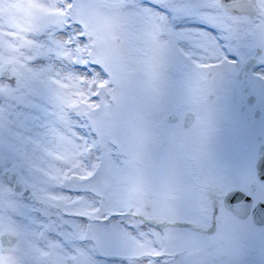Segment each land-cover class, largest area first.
Listing matches in <instances>:
<instances>
[{
  "label": "rangeland",
  "instance_id": "374dc122",
  "mask_svg": "<svg viewBox=\"0 0 264 264\" xmlns=\"http://www.w3.org/2000/svg\"><path fill=\"white\" fill-rule=\"evenodd\" d=\"M146 1L154 5L164 3V0ZM18 2L23 5L24 12H29L31 28L40 37L48 31L65 28L67 14L61 10L54 11L32 0ZM89 2L93 6L92 12L74 9L69 13L73 20L84 26L88 46L76 43L82 47L77 49L75 58L73 51L68 53L66 61L74 60L78 67L91 72H98L92 64L103 66L110 79L104 81L106 74L99 72L102 79L92 86V90L100 92L101 107L108 110L97 116L91 108H73L66 98L60 99L59 93L52 91L51 83L31 82L25 71L19 68L16 71L21 76L20 82L33 92L34 107L40 109L43 117L49 116V122L67 126L70 115L78 119V126L86 124L83 133L88 135L91 132L92 140L95 125L103 127L109 139H116L121 145L116 161L126 163L120 165L110 160L107 165V171L113 174L115 195L105 205L106 209L136 208L138 214L158 222L190 219L200 231L180 227L156 234L153 229L159 230L158 226L145 223L144 226L152 232H141L137 238L131 236L132 232H122L124 243L119 246L102 243L96 224L87 223L83 216H91L93 221L96 219L92 211L94 203L85 192H102V184L107 182L90 181L80 168L74 167L67 172L71 178L69 184L83 193L77 199L76 207L65 203L69 197L62 198L55 206L56 216L48 218L50 224L43 222L47 219L40 218L43 226L46 225L43 234L34 232L32 222L23 230L18 247L0 248V264H135L137 261L156 264L157 250L164 253L163 264H239L242 259H235L234 253H229L233 249L230 244L236 242V249L240 251L241 243L249 235L259 237L264 230L249 220L237 218L223 204L218 235L209 237L204 230L210 223L214 203L222 201V195L237 184L234 177L242 176L248 167L254 171L258 149L260 145L264 146V119L252 122V113L259 109L264 116V85L255 80L256 76L250 69H245L244 63L232 66L224 62L215 69L193 68L188 59L178 55L174 43H159L161 37L170 41L175 38L166 21L163 22L165 27H159L161 33L157 37L141 31L146 25L144 21L152 20V17L147 9L142 10V14L128 12L127 6L133 4L132 1ZM213 10L219 13V22L224 23L222 35L228 50L234 56L242 54L245 62L255 59L261 64L264 56L257 55V51L264 49V30L249 28V25L246 28L243 20L237 22L238 17L225 8L219 11L208 9V20L217 16ZM263 19L264 14L250 25H258ZM73 29L79 32L75 26ZM85 61H88L87 65ZM139 78V85L144 87H136L133 92L128 90V86H134L132 82ZM170 79L185 82L159 87L161 82ZM99 83L108 86L98 89L96 85ZM133 94L137 95L139 102L130 107L129 99ZM250 96H255L256 101L247 105L251 110V121L249 119L250 122L246 123L240 107L246 105L245 100ZM186 111L196 114L190 127L182 125ZM171 114L177 115L178 120L170 122ZM7 119L5 112L0 114V150L21 157L19 166L24 175L28 170L38 175L52 169L55 186L59 188L61 185L64 189L65 183H60L56 169L59 165H68L67 156L60 159L52 151L28 143L21 131ZM95 157V151L88 153V161L92 162ZM230 169H233L231 175ZM213 175L216 176L211 178ZM195 177H199V181ZM109 223L125 227L136 224L139 228L137 219L127 216L114 217ZM51 234L57 236L59 244L47 245L46 238ZM151 237L154 239H147ZM156 243L163 246L156 248ZM136 256L141 258H134Z\"/></svg>",
  "mask_w": 264,
  "mask_h": 264
},
{
  "label": "bare ground",
  "instance_id": "6f19581e",
  "mask_svg": "<svg viewBox=\"0 0 264 264\" xmlns=\"http://www.w3.org/2000/svg\"><path fill=\"white\" fill-rule=\"evenodd\" d=\"M32 1L54 11L61 10L60 6L64 3V0ZM115 1L116 3H121L124 0ZM128 1H132L136 6L140 3V0ZM142 3L146 8L159 6L146 0H142ZM213 12L217 16L213 17V19H207L208 23L191 17L172 19L173 27L177 31L201 33L199 34L200 48H193L186 42H181V47L190 54L192 60H200L201 62L216 61L217 57L224 55L221 51V45L216 43V39H220L222 43L223 39L225 40L222 35L223 29L225 28L224 23L219 22V13L215 10ZM149 15L152 17V20L144 21L146 25L143 26L141 31H144L145 34L147 33L152 37H157L161 33V30L157 25L158 20L156 14L149 12ZM29 18V12H24L23 5L19 4L18 0H0V63L3 62L0 69L6 64L13 69L15 74L12 84L5 77L0 76V114L4 112L7 114V120L17 130L21 131V134L26 138L28 143L45 150H50L60 159L65 158V155L67 156V163L70 166H57L56 172L59 179L74 167L80 168L86 177L87 172L92 170V166L97 164L96 159L90 162L87 158L89 153L88 149L92 143V133L90 132L88 135L83 133L86 124L78 126V119L68 114L67 126H63L60 122H49L51 121L50 117H43L39 113L40 109L38 110L34 107L33 92L27 90L21 84V76L16 70L19 68L23 69L26 77L31 82L51 83L52 91L59 93L60 99L61 97L66 98L69 103L77 99L76 93L83 92L90 96L93 92L92 86L102 78L99 72H91L78 67L73 62L66 61V56L73 49L71 46L72 39L78 34L76 29L72 28L71 32H68L67 35L61 32L55 33L51 31L44 37H40L35 30H32V22L29 21ZM209 23L221 29V31ZM166 25L171 29V24L168 21H166ZM252 26L259 31L264 30V24H252ZM168 42H172L175 45V38H172V41L166 37L159 39L161 45H167ZM84 46H88V44H84ZM79 47L82 46L78 45ZM225 49L227 55L230 57L234 56V53L228 50L226 43ZM255 61L254 59V65L250 68L251 73L254 76L264 74V64L258 63L259 61H256V63ZM233 72L235 73V71ZM81 78H85L83 83H81ZM184 82L178 79H170L161 82L159 87L177 86ZM132 84L134 86H128V90L132 92L136 87H144V85H139L141 84V78L136 79ZM39 105L42 104L39 103ZM81 196L82 194L78 193L76 198L79 199ZM87 197L95 205L96 198L91 193L87 194ZM143 228L144 233L152 232L147 226ZM44 229L41 220L34 223L33 230L36 234H43ZM130 230L133 231L131 236L137 238L135 230ZM46 239L48 240L47 245L59 244L56 235L51 234ZM147 239H152V237ZM156 245V248L163 246L162 243H156ZM146 263L147 261H137L135 264Z\"/></svg>",
  "mask_w": 264,
  "mask_h": 264
},
{
  "label": "snow or ice",
  "instance_id": "6c2138e0",
  "mask_svg": "<svg viewBox=\"0 0 264 264\" xmlns=\"http://www.w3.org/2000/svg\"><path fill=\"white\" fill-rule=\"evenodd\" d=\"M234 0H164V3L160 2V5L153 8H146L142 0L138 6L134 3L127 6L128 12H136L137 14H142V10L147 9L149 12L156 14L158 20V27L161 29L165 27L164 21H168L171 24V32L175 36V48L178 49V55L188 59L195 69H215L218 68L219 65L223 62H226L229 65L237 66L241 63L246 64L244 61L242 54L236 53L235 56L230 57L226 54L225 49V40L223 39V43L220 39H216V43L221 45V51L224 53L222 57H217L216 61L209 62H201L200 60H192L190 54L181 47V42H186L193 48H200V37L201 33H193V32H183L177 31L176 28L173 27L172 19H180L183 17H191L195 19H199L206 23L207 19L210 16L208 9H216L217 11L231 5ZM259 4L262 10H264V0H259ZM61 11L66 15V26L64 29H61V33L67 35L68 32H71L73 26H75L79 32L77 34V39L80 44H87L88 37L84 34V26L80 24L78 21L72 19V13L74 9L80 10L83 12H92L93 6L89 2V0H64V3L60 6ZM211 24V23H209ZM213 25V24H211ZM214 26V25H213ZM217 28L216 26H214ZM219 29V28H217ZM221 31V29H219ZM71 43V41H69ZM257 55L264 56V49H259L257 51ZM262 64H264V60H260ZM88 64V61H85V65ZM93 67H96L98 72H103L106 74L107 78L104 81H108L110 79L108 72L103 68L102 65L92 64ZM211 75V73H208ZM85 78H81V83L84 82ZM259 83L264 85V74H260L255 77ZM107 83H99L96 85L98 89L106 88ZM77 99L72 100L71 106L73 108H81L87 107L93 109L97 116L101 115L102 112L108 110L107 108L101 107L100 101V92L94 91L90 96L86 95L83 92L76 93ZM138 97L136 94L130 96L129 106H135L138 103ZM110 107V106H109ZM92 131L94 132L95 138L92 140L91 145L89 146V152L95 151L96 153V161L97 164L92 166V170L87 172L86 179L90 181H106V184H102V192L90 191L93 197L96 198V203L92 209V211L96 214V219L93 221L91 216H83L87 223L92 224L95 223L98 231L100 233V240L104 244H109L112 246H119L124 243L122 240V232H133L129 231L130 228L136 229V233L139 234L143 232V226L145 223L149 225L158 226L159 230L153 229V232L156 234H164L169 228L176 230L180 229V227H188L191 231L199 232L200 229L196 227L194 223L190 219H182L175 221H155L149 219L147 216L138 214L136 208H131L129 210H125L121 207H111L105 208V205L109 204L111 200L114 198L115 191L112 187L113 184V174L112 172L107 171V165L110 160L116 161V157L120 154L118 150L121 145L116 143V139H109V137L105 134L104 128H97L95 125L92 127ZM84 139V138H83ZM85 140V139H84ZM86 141V140H85ZM120 165L126 163V161H116ZM258 180V178L256 177ZM261 186H264V182H260ZM255 190V186H253ZM235 192L233 195L232 193ZM230 194H228L224 200L218 201L214 203L212 207V214L210 218V223L208 227L204 230L209 237H216L220 231V217L224 209L222 208V204H226V200H228L229 196L231 199L228 202L234 203L239 199H247L248 197H254L252 193H245L244 197H241L240 190H234ZM255 198V197H254ZM260 201H264L261 199ZM251 202V201H249ZM261 208L264 209V203H261ZM145 211H150V209H145ZM117 216H127L129 218L137 219L139 223V228H137L136 224H129L125 227L122 224L109 223L114 217ZM107 225V226H105ZM264 230V229H261ZM92 244L95 246L96 241L93 240ZM101 257L103 253L100 254ZM164 253L160 250H157L154 260L156 264H163L162 257ZM100 257H97L99 259ZM128 259L127 257H125ZM139 259L141 257H134Z\"/></svg>",
  "mask_w": 264,
  "mask_h": 264
},
{
  "label": "flooded vegetation",
  "instance_id": "af4514ba",
  "mask_svg": "<svg viewBox=\"0 0 264 264\" xmlns=\"http://www.w3.org/2000/svg\"><path fill=\"white\" fill-rule=\"evenodd\" d=\"M258 3V0H257ZM259 5V3H258ZM260 7V5H259ZM261 8V7H260ZM264 14V10L261 9V15L257 18H251L249 15H236L238 17L237 22H241L243 20V25L247 28L252 27L250 22H254L260 19ZM240 20V21H239ZM260 24H264V19ZM253 97L252 101L249 102L250 98ZM246 105H242L240 107V111L245 115V121L248 123L251 115V110L249 111L247 105H253L256 101L255 96L247 97ZM187 112V111H186ZM186 112L184 114H186ZM193 112V111H192ZM195 113V112H194ZM262 111L259 109H255L252 113V122L260 120L262 117ZM177 116V115H176ZM178 117V116H177ZM184 118V115H183ZM182 118V121H183ZM196 118V114H195ZM251 121V119H250ZM249 121V122H250ZM263 121V120H262ZM260 140V137H258ZM258 149V153L261 150V147ZM258 155L257 159L259 158ZM8 161V164L6 162ZM249 161V160H248ZM21 162V157L17 156L15 153H3L0 150V248L1 249H15L18 247L20 243L21 236L24 233V229L28 228L32 222H36L40 220V218H45L47 220L45 224H50L48 218L52 219L56 216L57 210L55 206L61 203L62 198L69 197V201H66L67 205L75 208L78 204L76 195L79 193L76 186L70 185V175L66 173L62 178L59 179L65 183L64 189H61V185L59 188L55 186V181L52 179L54 175L52 174L53 170L49 169L48 174H52L48 176L47 173L36 175L31 170L25 172V175L22 173L21 167L19 166ZM245 162V160H244ZM233 169H230V174ZM214 173V172H213ZM57 175V173H56ZM216 175L211 176L214 177ZM200 178H203V175H199ZM199 177H195L194 179ZM257 173L255 169L254 163V171L248 167L245 170L242 176H235L234 181L237 182L235 186L230 189H239L243 193H252L254 197H249L252 200V209L257 205L261 199H264V186H261L258 182L261 181L259 178L256 179ZM194 180L192 181V184ZM199 183V182H197ZM255 186V190L253 189ZM229 189V190H230ZM60 190V191H59ZM227 190L226 193L229 191ZM244 193V194H245ZM83 195V193H81ZM85 194H89L85 192ZM225 194V193H224ZM223 194V195H224ZM222 195V200H223ZM224 205V204H223ZM230 212V211H229ZM232 213V212H231ZM233 214V213H232ZM236 216L235 214H233ZM237 217V216H236ZM238 218V217H237ZM240 219V218H239ZM241 220H249L251 221L257 228L264 229L263 226H257L253 220L252 215L247 219ZM44 228L46 227L43 226ZM6 234H12L16 236V241L12 246H2V243L9 245L10 239L2 240V237ZM232 236H230L231 239ZM229 253L233 254L235 259L240 257L242 259L239 264H264V234L255 237L249 235L247 240L243 241L240 245V251L236 249V242L230 244ZM237 261V260H236Z\"/></svg>",
  "mask_w": 264,
  "mask_h": 264
},
{
  "label": "water",
  "instance_id": "95a60500",
  "mask_svg": "<svg viewBox=\"0 0 264 264\" xmlns=\"http://www.w3.org/2000/svg\"><path fill=\"white\" fill-rule=\"evenodd\" d=\"M226 11H228L231 14L236 15H249L251 18H256L261 15V8L259 7L257 0H234V2L231 5H228L225 7ZM6 65V64H5ZM3 66L0 69V76L5 77L7 80L11 82V84L14 81V72L13 69L9 66ZM254 65V59H250L245 64V69L249 70ZM253 97L250 98L249 102H251ZM178 120V117L175 114H171L169 117L170 122H175ZM195 120V113L192 111H187L186 114H184V118L182 121V125L184 127H190ZM259 158L255 162V169L258 178L261 181H264V146L261 147V150L259 151ZM8 161L6 164H8ZM234 190L239 189H230L226 194L223 195L224 198L233 192ZM233 195L235 192L232 193ZM241 197H244L245 194L240 191ZM231 199L229 196L228 200H226V204H224L225 208L228 209L230 212L235 214L240 219H247L250 214L253 217V220L257 226H263L264 225V209L261 208V203L259 202L255 207L253 208L252 212V200L248 197L247 199H239L235 201L234 203L228 202ZM251 201V202H249ZM10 239L9 245H6L2 243V246H12L13 243L16 241V236L12 234H6L2 237V240Z\"/></svg>",
  "mask_w": 264,
  "mask_h": 264
}]
</instances>
